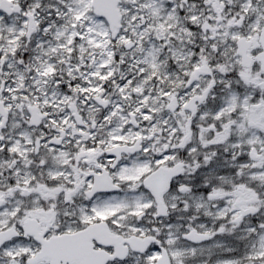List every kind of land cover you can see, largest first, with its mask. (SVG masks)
Returning a JSON list of instances; mask_svg holds the SVG:
<instances>
[{"label":"snow or ice","instance_id":"snow-or-ice-1","mask_svg":"<svg viewBox=\"0 0 264 264\" xmlns=\"http://www.w3.org/2000/svg\"><path fill=\"white\" fill-rule=\"evenodd\" d=\"M0 264H264V0H0Z\"/></svg>","mask_w":264,"mask_h":264}]
</instances>
